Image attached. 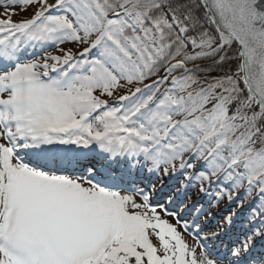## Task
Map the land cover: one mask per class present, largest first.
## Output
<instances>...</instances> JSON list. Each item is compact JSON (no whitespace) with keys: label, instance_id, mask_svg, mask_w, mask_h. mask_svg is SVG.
Returning <instances> with one entry per match:
<instances>
[{"label":"snow or ice","instance_id":"obj_1","mask_svg":"<svg viewBox=\"0 0 264 264\" xmlns=\"http://www.w3.org/2000/svg\"><path fill=\"white\" fill-rule=\"evenodd\" d=\"M0 264H264V0H0Z\"/></svg>","mask_w":264,"mask_h":264}]
</instances>
